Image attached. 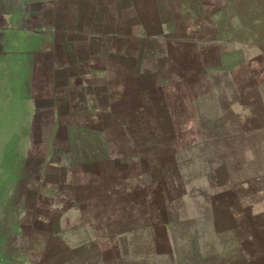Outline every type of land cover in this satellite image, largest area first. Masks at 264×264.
I'll list each match as a JSON object with an SVG mask.
<instances>
[{
	"label": "crops",
	"instance_id": "1",
	"mask_svg": "<svg viewBox=\"0 0 264 264\" xmlns=\"http://www.w3.org/2000/svg\"><path fill=\"white\" fill-rule=\"evenodd\" d=\"M157 1L159 37L148 36L135 0H0V175L30 172L38 178L29 186L32 198L1 204L18 209L9 224L22 227L21 259L104 264L106 255H114L112 264L121 261V247L114 245L121 239L116 198L142 187L128 180L138 169L130 164L138 157L136 146L126 165L113 145L122 136L130 139L138 111L151 125L159 119L153 110H161L173 127L176 82L158 62L174 45L199 53L203 15L212 9L206 0ZM226 204L233 221L253 215L245 204L235 212L231 200ZM236 224L215 228L220 249L208 264H229L230 247L240 248L242 264H263L248 263L243 245L254 237L248 225ZM192 264H202L201 258Z\"/></svg>",
	"mask_w": 264,
	"mask_h": 264
},
{
	"label": "rangeland",
	"instance_id": "2",
	"mask_svg": "<svg viewBox=\"0 0 264 264\" xmlns=\"http://www.w3.org/2000/svg\"><path fill=\"white\" fill-rule=\"evenodd\" d=\"M135 1L148 36L159 37L158 1ZM206 2L212 9L203 15L199 53L191 46L174 45L168 58L158 62L160 70L170 69L176 82L173 127L166 125L161 110H153L159 119L151 125L138 111V125L130 129V139H136L130 142L122 136L113 145L126 165L136 146L138 157L130 164L137 172L132 179L125 173L120 181L142 187L121 191L116 198L121 239L114 245L121 247L119 264H192L200 258L208 264L209 255L220 249L215 228L239 227L236 221L248 225L254 237L243 245L248 263L259 259L264 264V0ZM34 181L38 178L30 172L0 175V264H33L19 256L22 227L10 226L18 209L1 204L4 199L32 198L29 186ZM227 200L234 212L240 203L249 206V221L239 214L233 221L225 214ZM132 226L134 232L129 231ZM240 233L237 230V236ZM112 244L105 242L106 247ZM239 251L229 248V264L246 261ZM114 258L106 255L104 264Z\"/></svg>",
	"mask_w": 264,
	"mask_h": 264
}]
</instances>
